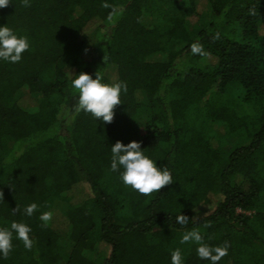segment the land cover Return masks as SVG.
Returning <instances> with one entry per match:
<instances>
[{"label": "trees", "instance_id": "16d2710c", "mask_svg": "<svg viewBox=\"0 0 264 264\" xmlns=\"http://www.w3.org/2000/svg\"><path fill=\"white\" fill-rule=\"evenodd\" d=\"M207 8L215 18L199 25ZM3 24L31 47L0 60V227L23 220L34 243L13 233L0 264H171L177 248L184 264H210L180 242L193 229L230 245L218 264H264V0H10ZM81 72L127 84L112 122L76 111ZM236 133L246 142L223 155ZM117 140L141 141L173 182L147 195L125 187L110 169ZM211 193L222 198L197 216Z\"/></svg>", "mask_w": 264, "mask_h": 264}, {"label": "clouds", "instance_id": "9594fccd", "mask_svg": "<svg viewBox=\"0 0 264 264\" xmlns=\"http://www.w3.org/2000/svg\"><path fill=\"white\" fill-rule=\"evenodd\" d=\"M10 0H0V7H5ZM28 0H25V4ZM31 47L30 39L27 35H20L7 24L0 25V60L9 63H17L22 60L23 53ZM193 54L203 55L202 46L193 43L191 46ZM72 89L78 92L76 111L91 114L98 121L110 123L114 119L115 107L122 103L121 93L127 91V84L123 81L107 83L98 72L95 76L88 72L76 74L71 79ZM141 141L131 140L124 143L117 140L111 144V165L112 172L119 173V179L125 187L140 194H151L159 191L163 186L173 182L172 173L167 167H159L157 160L147 155L145 148L141 147ZM38 205L33 202L25 206L23 213L32 216ZM15 210V209H14ZM51 212H42L39 219L45 224L51 219ZM177 223L185 225L188 216L180 214L176 218ZM31 226L23 220H13L8 227H0V256L8 257L12 251L13 233L15 238L23 242L26 249L33 247V239L30 236ZM194 241L197 244L196 253L202 260H207L210 264L218 262L228 254L230 245H210L203 242L201 233L195 229L185 232L181 236L180 242L187 243ZM171 264H184L180 249L171 252Z\"/></svg>", "mask_w": 264, "mask_h": 264}, {"label": "rangeland", "instance_id": "374dc122", "mask_svg": "<svg viewBox=\"0 0 264 264\" xmlns=\"http://www.w3.org/2000/svg\"><path fill=\"white\" fill-rule=\"evenodd\" d=\"M214 14L212 12V10L210 8H207L205 11V14L203 16V18L198 22L199 25H203L206 24L210 21L214 20ZM145 21L147 22V19H145ZM222 29H226V27H224L223 24H221ZM243 93L241 88H231L229 94L231 96H241ZM29 102V97H27L24 101V103H28ZM134 122L142 129L147 128V124H148V116H147V112L145 111H141L138 112L135 117H134ZM244 142H246V138L244 137V135L242 133H236L233 135H228L225 136L221 139L220 142V151L223 155H227L229 154V152L232 151V149L234 147H236L237 145H241ZM222 198V196L218 193H211L209 195L208 200H206L205 202L201 203L197 209H196V215H202L203 213H205L210 207H212L218 200H220ZM55 206L57 209H60L62 211L66 210L68 207V202H66L65 200H57L55 202ZM59 230H61L62 228H58ZM61 233L64 234L63 230H61ZM64 244L66 245L68 242L65 241V239H63ZM95 255V254H94ZM94 258L97 260L98 264L102 263L103 258H101L99 255H95Z\"/></svg>", "mask_w": 264, "mask_h": 264}]
</instances>
